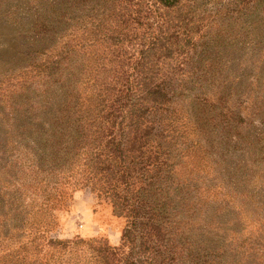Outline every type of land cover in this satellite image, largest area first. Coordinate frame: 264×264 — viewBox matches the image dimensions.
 <instances>
[{"label":"trees","instance_id":"trees-1","mask_svg":"<svg viewBox=\"0 0 264 264\" xmlns=\"http://www.w3.org/2000/svg\"><path fill=\"white\" fill-rule=\"evenodd\" d=\"M260 4L53 0L39 6L42 13L30 23L38 44L33 52L45 55L57 40L61 49L52 61L26 66L43 71L41 90L25 88L6 99L0 83V121L48 126L58 177L72 173L60 184L73 176L72 186L105 196L112 214L124 219L119 245L98 241L101 264H219L210 245L216 234L203 233L195 250L182 236L178 217L194 213L189 204L196 189L181 185L175 170L187 152L190 125L202 131L225 116L189 85L203 89L230 21L249 24L252 15H237L234 7Z\"/></svg>","mask_w":264,"mask_h":264},{"label":"rangeland","instance_id":"rangeland-1","mask_svg":"<svg viewBox=\"0 0 264 264\" xmlns=\"http://www.w3.org/2000/svg\"><path fill=\"white\" fill-rule=\"evenodd\" d=\"M51 2L2 0L0 83L6 99L25 88L41 90L43 71L33 72L27 64L52 61L61 49L57 40L45 55L33 52L38 44L30 23L42 13L39 6ZM233 12L252 15L249 24L242 28L230 21L203 89L189 85L225 116L202 131L189 127L190 142L175 178L196 189L189 204L196 209L178 218L194 250L203 233L216 234L210 245L219 264H264V5H239ZM18 83L24 84L19 90ZM51 135L46 125L0 121V264H101L98 241L119 245L125 221L112 214L108 198L72 186L73 176L60 184L61 176L72 173L58 177Z\"/></svg>","mask_w":264,"mask_h":264}]
</instances>
